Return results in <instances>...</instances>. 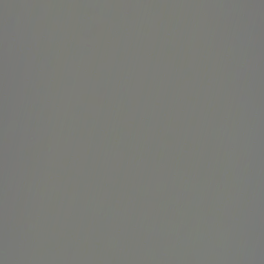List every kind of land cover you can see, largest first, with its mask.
Wrapping results in <instances>:
<instances>
[{
  "label": "water",
  "instance_id": "1",
  "mask_svg": "<svg viewBox=\"0 0 264 264\" xmlns=\"http://www.w3.org/2000/svg\"><path fill=\"white\" fill-rule=\"evenodd\" d=\"M0 264H264V0H0Z\"/></svg>",
  "mask_w": 264,
  "mask_h": 264
}]
</instances>
